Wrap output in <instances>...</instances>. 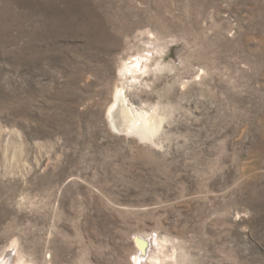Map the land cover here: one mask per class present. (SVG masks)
I'll list each match as a JSON object with an SVG mask.
<instances>
[{"label":"rangeland","instance_id":"obj_1","mask_svg":"<svg viewBox=\"0 0 264 264\" xmlns=\"http://www.w3.org/2000/svg\"><path fill=\"white\" fill-rule=\"evenodd\" d=\"M139 56L152 118L117 129ZM137 239L264 264V0H0V264H134Z\"/></svg>","mask_w":264,"mask_h":264},{"label":"bare ground","instance_id":"obj_2","mask_svg":"<svg viewBox=\"0 0 264 264\" xmlns=\"http://www.w3.org/2000/svg\"><path fill=\"white\" fill-rule=\"evenodd\" d=\"M149 60L150 58L148 57L139 56L134 61L132 60L129 61V63L125 64L124 67L121 69L122 70L121 78L123 79V82L116 89L114 93L113 103L111 104L107 112V117L112 127L120 129L124 126L130 129L131 128L141 129L142 127L144 128V126L149 124V122L151 121L152 117H149L146 114L145 115L143 114L142 116L141 113H138L136 111L134 112L136 115H138L139 118L135 117L133 110L131 106L128 104V101L126 98L127 86L125 83V81L131 83L132 79H137L135 74H137L138 71L144 70ZM118 118L125 120V122H127L128 124L127 125L119 124V121L117 120ZM138 122L139 124H137ZM147 131H148V128H147ZM136 243L138 245V248H136L134 258L132 259L134 264H143V262L151 263V264H155L159 262L160 264V262H162L160 254L152 253L150 250H148V252L146 251L147 243L143 242L142 239H137ZM149 243H151V241ZM158 245H159V242H158ZM159 246H161V243ZM14 261H15L14 264H28L25 261V259H23V257L20 255H17ZM173 263H176V262L173 261ZM2 264H6V260Z\"/></svg>","mask_w":264,"mask_h":264}]
</instances>
